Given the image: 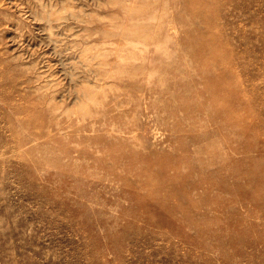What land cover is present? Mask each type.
<instances>
[{
    "label": "rangeland",
    "instance_id": "rangeland-1",
    "mask_svg": "<svg viewBox=\"0 0 264 264\" xmlns=\"http://www.w3.org/2000/svg\"><path fill=\"white\" fill-rule=\"evenodd\" d=\"M260 152L264 0H0V264H264Z\"/></svg>",
    "mask_w": 264,
    "mask_h": 264
},
{
    "label": "bare ground",
    "instance_id": "bare-ground-1",
    "mask_svg": "<svg viewBox=\"0 0 264 264\" xmlns=\"http://www.w3.org/2000/svg\"><path fill=\"white\" fill-rule=\"evenodd\" d=\"M187 3H190V1H187ZM208 28H210L209 26H208ZM139 36H141V35H138V36H134V37H136V38H134V37H127L128 39H130L131 41H137L139 44H141L142 45V49L144 50L146 47H145V45H147L148 43H150V44H153L154 42H155V38H153V37H144V38H140ZM93 59H95V58H93ZM97 64H99V63H97ZM91 66H93V65H91ZM103 66V65H102ZM95 69V68H94ZM96 73V72H95ZM96 74H98V73H96ZM103 74V73H102ZM81 92L83 93V95H84V97L85 98H87L88 100L89 99H94V93H92L90 90H87V89H81ZM91 95H92V97H91ZM49 99V98H48ZM107 99V98H106ZM92 102V101H91ZM50 131V130H49ZM49 134V133H48ZM260 153H263L262 154V156L261 157H263L264 158V152H260ZM233 161H234V165L235 166H237V165H239L238 164V162H237V160H235V159H233ZM258 165V163H255V165ZM256 165V166H257ZM263 176H264V171H263ZM262 176V177H263Z\"/></svg>",
    "mask_w": 264,
    "mask_h": 264
}]
</instances>
